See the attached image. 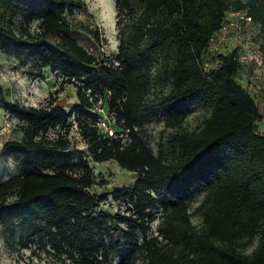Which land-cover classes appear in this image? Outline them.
<instances>
[{
	"label": "trees",
	"instance_id": "obj_1",
	"mask_svg": "<svg viewBox=\"0 0 264 264\" xmlns=\"http://www.w3.org/2000/svg\"><path fill=\"white\" fill-rule=\"evenodd\" d=\"M115 3L119 47L104 61L98 29L76 19L82 0H0V47L61 70L78 97L70 110L52 101L3 104L22 129L3 145L19 170L0 183L5 244L54 264H264L262 111L239 80L238 47L209 52L230 9L260 24L264 51V0ZM197 103L210 113L189 129ZM100 107L114 112L113 136L99 126ZM154 119L172 129L156 148L145 135ZM70 121L87 142L76 159L62 133ZM108 159L136 175L111 193L123 211L101 208L112 205L108 193L94 191L103 183L91 161Z\"/></svg>",
	"mask_w": 264,
	"mask_h": 264
},
{
	"label": "rangeland",
	"instance_id": "obj_2",
	"mask_svg": "<svg viewBox=\"0 0 264 264\" xmlns=\"http://www.w3.org/2000/svg\"><path fill=\"white\" fill-rule=\"evenodd\" d=\"M85 2L86 11H76V19L90 27H96L100 33L101 41L100 58L111 60L118 52L119 28L122 25L117 23V10L115 0H82ZM260 24L253 23L243 33L232 31L227 34L224 43L219 44V51H229L236 46L237 39L244 44L261 43L259 34ZM251 32V34L249 33ZM91 50V49H89ZM104 60V61H105ZM67 76L61 70L50 68H38L33 62H23L14 55L4 51L0 47V85L3 87V95L0 96V183L19 172L18 166L3 149L5 141L22 136L21 119L14 113L8 111L3 104L9 101L17 102L24 106H42L48 102H56L70 110L73 104L77 103V87L75 82L66 81ZM240 82L255 96L262 111L263 118L257 122V129L264 133V73L254 64L245 66L239 77ZM77 82V81H76ZM101 102V98L99 99ZM111 120L115 115L110 111H101ZM210 113V110L203 104L197 103L191 107L184 125L191 129L199 126L203 119ZM116 120V119H115ZM114 121V120H113ZM171 128H165L163 121L153 120L145 125V135L156 148L160 140H165L171 134ZM63 137L69 142L68 151L71 158L76 159L79 155H86L87 142L84 140L80 127L76 121H70V125L63 130ZM56 133L51 131L50 138H55ZM98 182L94 191L98 194L108 193V201L103 204L107 210H121L126 204L113 201L112 191L115 187L130 184L135 179V173L124 170L112 159L95 162L91 161ZM196 206L193 204L191 210ZM196 225H201L202 219L195 214L192 217ZM157 221L150 227L151 234L156 229ZM257 246V241L245 247L244 252L250 253ZM142 264L140 260L138 262ZM0 264H54L53 258L49 255L37 256L29 248L11 249L3 240V230L0 227Z\"/></svg>",
	"mask_w": 264,
	"mask_h": 264
},
{
	"label": "built area",
	"instance_id": "obj_3",
	"mask_svg": "<svg viewBox=\"0 0 264 264\" xmlns=\"http://www.w3.org/2000/svg\"><path fill=\"white\" fill-rule=\"evenodd\" d=\"M253 19L251 15L245 9H230L225 13L224 21L222 23L221 29L211 37L210 40V51L214 52L218 50L219 44L224 43V39L227 37V34L235 31L236 33H243L244 30L249 29V26L252 25ZM251 34V32H249ZM237 39V44L235 47H238V56L239 61L244 65L249 63L256 65V67L264 73V51L260 47V43H251L250 45L244 44L242 41ZM234 48V47H233ZM209 61L205 62V66H209ZM100 111H104L102 107L99 108ZM113 114L114 112L111 111ZM113 120L108 116L102 115L99 120V126L102 130L109 135H115V117Z\"/></svg>",
	"mask_w": 264,
	"mask_h": 264
}]
</instances>
